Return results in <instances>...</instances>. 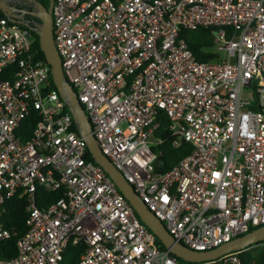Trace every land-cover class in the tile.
Masks as SVG:
<instances>
[{
    "label": "built area",
    "instance_id": "obj_1",
    "mask_svg": "<svg viewBox=\"0 0 264 264\" xmlns=\"http://www.w3.org/2000/svg\"><path fill=\"white\" fill-rule=\"evenodd\" d=\"M52 25L101 152L176 241L206 250L264 223V0H52ZM199 26L215 28L218 59L180 39ZM34 43L0 14V218L7 199H28L17 253L0 264H61L69 242L84 244L77 264H178L88 159ZM161 115L191 151L157 173ZM39 188L63 195L41 205ZM240 251L212 262L242 264Z\"/></svg>",
    "mask_w": 264,
    "mask_h": 264
},
{
    "label": "water",
    "instance_id": "obj_2",
    "mask_svg": "<svg viewBox=\"0 0 264 264\" xmlns=\"http://www.w3.org/2000/svg\"><path fill=\"white\" fill-rule=\"evenodd\" d=\"M14 2L15 0H0V11L10 21L18 22L11 17V4ZM35 3V9L31 14L38 19L37 23L23 25L38 35L40 50L50 68L52 82L71 113L76 129L83 138L91 158L111 178L117 189L132 205L141 222L153 232L165 249L174 256L185 261L201 263L216 260L224 254L243 250L251 244L263 241L264 223L227 242L206 250L189 248L172 237L159 218L147 208L146 204L137 195L131 184L127 182L123 174L115 168L112 162L101 152L92 134L90 121L77 98L73 86L68 82L62 70L61 58L56 50L53 38L52 0H49L47 7L40 4L38 1ZM154 164L157 168L161 167L163 164L162 158L158 157L155 159Z\"/></svg>",
    "mask_w": 264,
    "mask_h": 264
},
{
    "label": "trees",
    "instance_id": "obj_3",
    "mask_svg": "<svg viewBox=\"0 0 264 264\" xmlns=\"http://www.w3.org/2000/svg\"><path fill=\"white\" fill-rule=\"evenodd\" d=\"M0 14L3 15L1 11ZM214 30L215 28L207 26H199L195 29H181L179 37L192 50L198 60H216L218 59L219 54L214 49L213 45ZM32 34L35 38L33 49L37 59L48 65L44 59L42 51L40 50L38 35L34 32H32ZM8 76L9 74L7 73V70L0 72V79ZM51 84L52 87L55 88L54 84ZM158 120L160 121V126L155 131V134L160 136L164 142L158 147H153V149L158 151L160 158L163 160V165L156 168V172L164 173L191 151V145L187 142L181 141L178 146H173L170 142L169 132L166 129L167 119L165 116L161 115ZM87 157L89 160H93L88 150ZM62 195V190L47 191L39 188L36 192V200L37 203L45 205ZM27 204V197H19L17 194L5 201L0 220L10 231V235L5 239L0 240V258H10L16 255L17 241L26 231L25 219L27 217ZM253 228L254 227L251 229ZM155 239L156 244L161 249H165L156 236ZM260 242H257L256 244H259ZM83 249V242H79L76 245L69 242L62 252L61 264H77L79 255ZM239 257L242 264H264V247H257L251 250H241ZM176 259L178 264H214L212 261L195 263L185 261L178 257H176Z\"/></svg>",
    "mask_w": 264,
    "mask_h": 264
},
{
    "label": "flooded vegetation",
    "instance_id": "obj_4",
    "mask_svg": "<svg viewBox=\"0 0 264 264\" xmlns=\"http://www.w3.org/2000/svg\"><path fill=\"white\" fill-rule=\"evenodd\" d=\"M36 1L44 6H48L49 0H15L12 3V18L18 22V24L24 26L23 24H36L38 19H36L31 12L34 11L36 6Z\"/></svg>",
    "mask_w": 264,
    "mask_h": 264
},
{
    "label": "clouds",
    "instance_id": "obj_5",
    "mask_svg": "<svg viewBox=\"0 0 264 264\" xmlns=\"http://www.w3.org/2000/svg\"><path fill=\"white\" fill-rule=\"evenodd\" d=\"M33 32V31H32Z\"/></svg>",
    "mask_w": 264,
    "mask_h": 264
}]
</instances>
